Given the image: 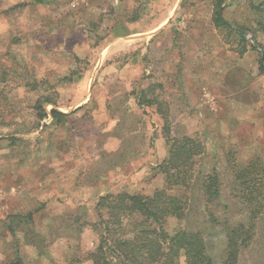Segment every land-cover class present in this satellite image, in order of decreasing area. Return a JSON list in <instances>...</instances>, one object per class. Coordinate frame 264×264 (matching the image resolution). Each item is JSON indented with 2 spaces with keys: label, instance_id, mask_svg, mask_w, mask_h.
<instances>
[{
  "label": "rangeland",
  "instance_id": "obj_1",
  "mask_svg": "<svg viewBox=\"0 0 264 264\" xmlns=\"http://www.w3.org/2000/svg\"><path fill=\"white\" fill-rule=\"evenodd\" d=\"M260 1L223 4L231 23L250 28L242 53L238 35L214 25L212 0H0V264L18 255L93 264L98 198L164 187V121L157 105L139 103L153 84L173 135L205 145L187 214L166 228L200 231L221 264L230 230L245 227L239 264H264V198L250 206L236 176L253 159L264 164V74L251 47L250 4ZM73 107L64 125L50 115ZM214 170L221 192L211 201L202 182Z\"/></svg>",
  "mask_w": 264,
  "mask_h": 264
},
{
  "label": "trees",
  "instance_id": "obj_2",
  "mask_svg": "<svg viewBox=\"0 0 264 264\" xmlns=\"http://www.w3.org/2000/svg\"><path fill=\"white\" fill-rule=\"evenodd\" d=\"M212 1L215 6L212 18L214 25L236 33L244 53L250 41L247 37L250 28L241 24L234 25L224 16L225 0ZM23 6L25 3L15 5L4 13ZM250 6L258 15L255 26L251 28V47L259 52V66L264 74V0L259 3L251 2ZM258 34H261V40ZM155 88L156 85L153 84L143 89L139 103L146 106L157 105L164 121L163 133L168 154L157 169L163 174L165 185L152 194L120 191L106 193L98 198L95 206L97 220L91 222L99 235L97 247L89 253L93 264H182V257L183 264H215L208 254L206 239L200 231L179 229L170 233L166 228L168 218L183 219L187 214L192 202L190 190L196 174L197 158L204 154L205 145L198 136L173 135L169 104L158 97H149ZM40 101H44L43 104L53 103L48 96L41 97ZM42 113L48 115L45 109ZM51 114L61 125H64L69 115L57 108H53ZM259 161L260 159H253L246 167L236 171L237 179L243 186V198L250 206L259 205L264 198V164ZM202 187L209 200L220 198V177L217 170L205 175ZM257 217L258 213L253 216ZM245 232H248L245 227L242 231L230 230L227 257L221 264H239L240 251L252 238L248 233L241 235ZM7 264L26 263L18 255Z\"/></svg>",
  "mask_w": 264,
  "mask_h": 264
},
{
  "label": "crops",
  "instance_id": "obj_3",
  "mask_svg": "<svg viewBox=\"0 0 264 264\" xmlns=\"http://www.w3.org/2000/svg\"><path fill=\"white\" fill-rule=\"evenodd\" d=\"M172 17V15H170L168 18H166V20L163 22V24L161 25V26H159V27H157L156 28V30H161L162 28H163V26L166 24V22H167V20L169 21V19ZM79 30H81V31H86V29L84 28V25H80V26H78V24L77 23H75L74 22V31H79ZM67 30H64V32H66ZM65 34H67V33H65ZM69 35V34H68ZM259 68H260V66H259ZM58 110H60V111H62V112H64V113H67V114H69L68 115V118L70 117V116H73L74 115V107L73 108H71L69 111H63L62 109H60V108H58ZM50 115H52V114H50ZM59 158V157H58ZM58 158H55L56 160H58ZM68 159H66L65 161H67ZM71 166V171L72 172H74L73 170H74V164L72 163V164H70ZM21 256V255H20ZM22 257V256H21Z\"/></svg>",
  "mask_w": 264,
  "mask_h": 264
}]
</instances>
